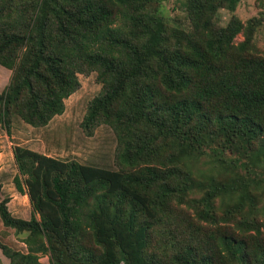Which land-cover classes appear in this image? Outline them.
Segmentation results:
<instances>
[{
    "label": "trees",
    "instance_id": "1",
    "mask_svg": "<svg viewBox=\"0 0 264 264\" xmlns=\"http://www.w3.org/2000/svg\"><path fill=\"white\" fill-rule=\"evenodd\" d=\"M153 1L0 0V66L11 71L0 92L5 132L14 115L47 126L79 89L77 76L95 73L101 90L81 128L90 136L105 124L117 143L116 170L13 148V183L31 213L15 218L0 200L2 226L27 246L22 253L0 244L9 264H41L39 256L50 264H164L171 250L172 264H264L256 20L220 26L218 9L233 11L239 0H185L190 29L183 30ZM204 156L226 180L196 169ZM185 204L194 215L177 210ZM156 228L169 248L152 246Z\"/></svg>",
    "mask_w": 264,
    "mask_h": 264
},
{
    "label": "rangeland",
    "instance_id": "2",
    "mask_svg": "<svg viewBox=\"0 0 264 264\" xmlns=\"http://www.w3.org/2000/svg\"><path fill=\"white\" fill-rule=\"evenodd\" d=\"M184 4L185 0H154L152 7H157L168 24L179 26L183 30H189L190 26L184 11ZM234 17L244 25L248 21L256 20V22L254 21L255 31L252 35V45L254 44L256 52L259 54L258 56L264 57V0H239L233 11L220 7L217 12L216 22L220 26H226ZM242 41H244V37L240 34L235 39V44ZM10 76L11 71H7L5 78H1L0 92L4 88L3 85H7L9 82ZM77 77L80 83L79 89L65 100L63 114L55 116L47 126L33 129L16 115L11 117L9 134L0 125V168L3 167L0 170V190H2L0 200L5 198L9 200L14 195L17 197L14 205H10L8 208L11 215L15 218L29 220L31 213L28 197L23 198V195L16 191L13 183L14 177L18 174L13 157V148L16 146L24 147L61 161H75L82 165L116 170L114 154L117 143L111 128L105 124H100L94 128L90 136L86 135L81 128L87 105L100 92L101 85L96 81L95 73L88 75L79 74ZM211 168L215 171L210 170ZM196 169L203 171L205 174H212L213 176L210 177H214L216 180L224 181L227 178L224 171L213 166L209 158L205 156L200 158ZM257 194L259 195L256 203L259 211L257 220L262 225L261 229L264 233V213L262 211L264 207V183L258 189ZM199 195L195 193L193 197H198ZM17 202L26 207L24 212H16L18 211L16 209ZM187 206L186 204L181 205L177 210L194 215V211L187 208ZM215 207L217 215H221L222 205L219 199L215 201ZM246 211L247 208H245L243 213H246ZM220 224L221 226L224 225L223 223ZM200 227L203 231H212V227L206 226L204 222H200ZM23 238L24 235L15 234L14 230L4 228L0 222V244L15 251L26 253L27 246L23 243ZM151 239L153 247L156 246V243L162 248H169L170 246L168 238L161 228H156L155 233L151 235ZM158 252L159 249H157ZM173 253L174 251L171 250L165 255L166 258L164 257L165 253H163L162 262L164 264H172L171 256H173ZM39 257L41 264H50L48 256ZM0 264H9V260L3 256L1 250Z\"/></svg>",
    "mask_w": 264,
    "mask_h": 264
},
{
    "label": "crops",
    "instance_id": "3",
    "mask_svg": "<svg viewBox=\"0 0 264 264\" xmlns=\"http://www.w3.org/2000/svg\"><path fill=\"white\" fill-rule=\"evenodd\" d=\"M7 71H9V70H7V69H5V68H3V67H0V83L2 82V79L1 78H5V74L7 73ZM6 78H7V76H6ZM8 84V83H7ZM4 86V88H5V86L6 85H3ZM3 88V89H4ZM2 89V90H3ZM1 90V91H2ZM32 128V127H31ZM33 129H35V128H33ZM41 154V153H40ZM44 155V154H43ZM2 168L3 167H1L0 168V170H2ZM4 174V173H3ZM1 195H2V190H0V197H1ZM23 198H27V196L26 195H23L22 196ZM9 198H11V196H9ZM17 197L14 195L11 199H9L8 200V203H7V206H8V208H9V206L10 205H14V202H15V199H16ZM19 204H21L20 202H17V206H16V209H18V211H16V212H18V213H22V212H24L25 210H26V207L23 205V204H21V205H19ZM9 211H10V209H9ZM19 236H21V235H19ZM23 244V243H22Z\"/></svg>",
    "mask_w": 264,
    "mask_h": 264
}]
</instances>
